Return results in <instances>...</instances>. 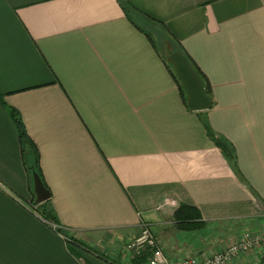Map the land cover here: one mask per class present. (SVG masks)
I'll return each instance as SVG.
<instances>
[{
	"label": "crops",
	"instance_id": "1",
	"mask_svg": "<svg viewBox=\"0 0 264 264\" xmlns=\"http://www.w3.org/2000/svg\"><path fill=\"white\" fill-rule=\"evenodd\" d=\"M128 1L161 25L118 0H0V264H135L144 224L172 259L264 229V0ZM145 23L196 62L209 109L189 108ZM34 148L57 229L38 211ZM181 203L205 227L177 229ZM202 233L225 237L207 247Z\"/></svg>",
	"mask_w": 264,
	"mask_h": 264
},
{
	"label": "trees",
	"instance_id": "2",
	"mask_svg": "<svg viewBox=\"0 0 264 264\" xmlns=\"http://www.w3.org/2000/svg\"><path fill=\"white\" fill-rule=\"evenodd\" d=\"M121 4V6L123 7L124 11L126 12V14L130 17V13L133 11L136 12H141L143 13L146 17L150 18L153 21H157L160 25H161V21L157 20L156 18L138 10L133 4H131L128 0H118ZM133 21V20H132ZM134 22V21H133ZM135 23V22H134ZM137 25V24H136ZM163 25V24H162ZM139 28H141L139 25H137ZM142 29V28H141ZM143 30V29H142ZM147 35L149 36V38L153 41V43L155 44V46H157V41L155 40V38L153 37L152 34H150L149 32L147 33ZM173 36V34H172ZM174 37V36H173ZM178 50V49H177ZM181 53L184 54V56L187 58L188 62L191 64V66L195 69L197 75L199 76L201 82L203 83L206 93L209 96L211 102L213 100L212 97V90H211V86L207 80V78L205 77V75L203 74V72L200 70V68L197 66L196 62L187 54V52L181 48V50H179ZM165 56V55H164ZM167 62L170 64V69L172 74L174 75V77L176 78L178 84H179V88L182 92V95L185 99V101L187 102V97H186V91L182 85V83L180 82V79L177 75V73L174 70V67L172 65V63L169 61V59H167ZM0 99L3 101V96L0 95ZM9 112L11 114V117L13 118V120L15 121L16 125H17V129L19 132V137L21 139V142L23 143V146L26 147L28 145H32V142L26 132L25 126H24V122L21 118L20 113L14 109V108H8ZM205 127L207 129V132L209 133V135L215 140L217 146H219L221 148V150L223 151V153L232 161L236 160V153H235V149L233 147V145L226 139L221 138L220 136H216V134L213 132V130L211 129V127L208 125L207 122H205ZM35 147V146H34ZM25 164L27 166V170L29 172V174L31 175L32 171H36L39 173L44 185L47 187L45 180H44V176L42 173V170L40 168V159H39V155L37 153L36 148H34V153H33V158H27L25 156ZM38 211L39 214L48 222L50 223H56L59 224V220L56 214V211L53 207V204L51 202V199H49L48 201L41 203L40 206L38 207ZM174 221H175V226L177 229L179 230H185V231H191V230H196V229H201L203 227H205V221L202 218L201 212L199 210V208H197L194 205H190L187 203H181L177 209L174 212ZM61 231V230H59ZM148 251L145 253H142L140 255H137L134 260H135V264L141 263L146 261V258L148 256ZM105 260L110 261L108 258H105Z\"/></svg>",
	"mask_w": 264,
	"mask_h": 264
},
{
	"label": "built area",
	"instance_id": "3",
	"mask_svg": "<svg viewBox=\"0 0 264 264\" xmlns=\"http://www.w3.org/2000/svg\"><path fill=\"white\" fill-rule=\"evenodd\" d=\"M52 226L55 229L59 227L55 223ZM241 236L235 243L208 256L189 255L172 259L160 246L150 224H144L141 233L127 243V249L132 257L148 251L146 261L138 264H239L243 255L255 248L262 247L264 241V237L260 234H253L249 230ZM261 264H264V258Z\"/></svg>",
	"mask_w": 264,
	"mask_h": 264
},
{
	"label": "water",
	"instance_id": "4",
	"mask_svg": "<svg viewBox=\"0 0 264 264\" xmlns=\"http://www.w3.org/2000/svg\"><path fill=\"white\" fill-rule=\"evenodd\" d=\"M186 95L187 104L190 109L201 111L211 107V100L206 93L205 87L197 75L195 69L188 62L187 58L180 51L172 52L169 56ZM34 191L37 201L43 203L50 199V193L45 187L40 175L33 171Z\"/></svg>",
	"mask_w": 264,
	"mask_h": 264
},
{
	"label": "rangeland",
	"instance_id": "5",
	"mask_svg": "<svg viewBox=\"0 0 264 264\" xmlns=\"http://www.w3.org/2000/svg\"><path fill=\"white\" fill-rule=\"evenodd\" d=\"M133 13H134V11H133ZM141 21H143V20H141ZM148 25H149L148 23H145L144 24V26L147 29L150 30L151 34L153 35V37L155 38V40L159 44V47H160L161 51L163 52V54L165 55V57L167 59H169L170 52H169L168 49L170 48L169 47L170 44H169V42L167 40L168 38H170L169 33L165 29H163L162 27L150 28ZM160 30H161V32H160ZM232 229H235L234 230L235 232L233 234H230L229 237L228 238L226 237L225 239H222V238L225 237L224 235L220 236L219 234H215V233H212V234L207 235L206 233L205 234L202 233V234H204V237H206V240L205 241L207 243L206 244L207 247L209 245H211V244L213 245V242L214 241H217L219 238L222 239L221 241L219 240L216 243L217 245L219 244L221 246H217V245L215 246L214 245L216 248L215 247L214 248L213 247L210 248V250H211L210 254L211 253L213 254L216 251L225 249L229 245H231V244L235 243L236 241H238L242 237L240 235H242L247 229L249 231H251L253 234H258V235L260 234L261 236L264 235V233H261V231H264V229H262V228L260 229L261 231L260 230H258V231L257 230H253L252 227H249L247 229H242L241 230V228H238V226L236 225ZM182 234H183V236L185 238H188V237L194 235V233H190V232H183ZM178 238H179V240L182 243H184V240L181 239L180 236ZM202 242H203V240H201L200 242H198L197 240H195L194 241V247H198L199 245L202 244ZM262 244L263 245L261 247V251H258L260 248H255V249L251 250L250 252H248L247 254H245V255L242 256L241 263H239V264H261V262H262V260L264 258V251H263L264 241L262 242ZM201 256L202 255H200V257ZM205 256H207V255H205Z\"/></svg>",
	"mask_w": 264,
	"mask_h": 264
}]
</instances>
